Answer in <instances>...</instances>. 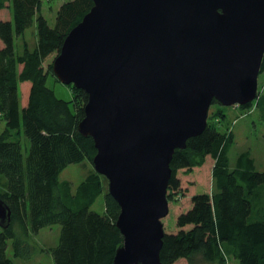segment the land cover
Returning <instances> with one entry per match:
<instances>
[{
  "label": "water",
  "instance_id": "95a60500",
  "mask_svg": "<svg viewBox=\"0 0 264 264\" xmlns=\"http://www.w3.org/2000/svg\"><path fill=\"white\" fill-rule=\"evenodd\" d=\"M264 0H94L53 62L88 95L79 131L119 203L113 264H163L171 161L204 132L211 105L258 95ZM0 197V227L11 223Z\"/></svg>",
  "mask_w": 264,
  "mask_h": 264
},
{
  "label": "trees",
  "instance_id": "16d2710c",
  "mask_svg": "<svg viewBox=\"0 0 264 264\" xmlns=\"http://www.w3.org/2000/svg\"><path fill=\"white\" fill-rule=\"evenodd\" d=\"M6 5L13 17L0 20V115L6 123L0 132V180L4 182L0 197L12 214L10 225L0 227V264H26L8 256V241L14 258L28 259L36 251L32 236L54 224L61 226L59 242L46 250L54 264H113L124 236L117 227L121 208L109 193L108 181L93 170L74 191L71 181L60 178L71 164L86 160L93 164L97 154L93 138L83 136L78 128L88 95L71 84L73 99L57 97L47 85L50 76L57 79L53 65H44L48 57L60 53L94 0L63 3L53 26L41 14L42 0H0V11ZM35 20L37 45L33 50L26 45L18 53L16 36L22 37ZM255 105L264 121V96ZM253 106L254 102L240 107ZM214 116L225 117V112L218 109ZM22 132L30 142L27 157L16 138ZM234 142L233 131H221L208 118L204 132L190 138L185 149L175 151L169 200L184 193L179 171L194 175L208 157L213 159L214 188L191 196L189 209L177 217L176 231H166L163 223V264L183 260L196 264L198 259L226 264L228 257L238 264H264V170H257L250 150L241 152L232 167ZM102 195L104 212L100 213L93 205Z\"/></svg>",
  "mask_w": 264,
  "mask_h": 264
},
{
  "label": "rangeland",
  "instance_id": "374dc122",
  "mask_svg": "<svg viewBox=\"0 0 264 264\" xmlns=\"http://www.w3.org/2000/svg\"><path fill=\"white\" fill-rule=\"evenodd\" d=\"M69 0H42L41 14L46 17L49 24L53 26L57 17L60 6ZM13 15L9 5H6L4 9L0 11V20L12 19ZM38 42L37 36V22L36 20L31 27L26 29L22 37L15 39L16 50L18 53H23L25 46L27 45L30 50H33ZM3 45L0 40V47ZM58 54H52L48 57L44 65L47 68L53 62ZM47 85L55 91L57 97L71 100L74 98L73 89L70 85H65L62 82L50 76L47 81ZM20 97L22 103H24V92L21 86ZM264 96V72L259 74L258 78V95L253 101L254 106L249 109H243L238 105L223 106L220 103H214L209 110L208 118L212 122H217L221 131H233L235 136V142L230 152L231 166L236 164L238 155L246 150H250L252 156L255 159L256 168L259 171L264 170V121L262 119L260 111L257 109L255 103L259 97ZM222 109L225 112V117L214 116L216 110ZM6 123L0 115V132L5 129ZM23 146L24 157H27V151L30 147L29 139L22 132L20 136H16ZM15 138V139H16ZM213 159L208 157L205 165L201 169H194V175L186 174L183 170L179 171V176L182 181L183 194L178 195L175 199L169 200V214L163 219L166 231L177 230V217L181 212H185L189 209L191 204V196L197 193L211 192L214 188L212 177ZM95 170L94 165L89 161H84L78 164H71L64 169L60 178L62 180H69L73 184V190L75 191L81 181L86 177L88 173ZM105 177V176H104ZM106 178V177H105ZM190 179V180H189ZM5 180V178H4ZM107 180V178H106ZM193 180V181H191ZM108 181V180H107ZM194 185V186H192ZM0 189H4V182L0 180ZM191 187V188H190ZM109 190V182L107 185ZM177 199V200H176ZM93 209L103 213L104 212V197L100 196L97 202L93 205ZM61 226L54 224L44 227L40 232L31 238L32 244L35 246L33 256L28 259L14 258V252L12 249V241H8V256L15 259L16 262H24L26 264H54V259L51 253L46 250L55 247L59 242ZM176 264H186V262L180 261ZM196 264H219V263H207L201 260H197ZM226 264H238V261L233 257H228Z\"/></svg>",
  "mask_w": 264,
  "mask_h": 264
}]
</instances>
